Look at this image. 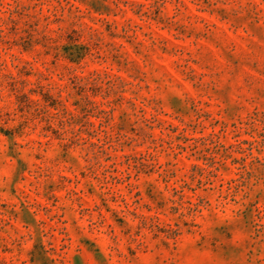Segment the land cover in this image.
I'll return each mask as SVG.
<instances>
[{
    "label": "rangeland",
    "instance_id": "1",
    "mask_svg": "<svg viewBox=\"0 0 264 264\" xmlns=\"http://www.w3.org/2000/svg\"><path fill=\"white\" fill-rule=\"evenodd\" d=\"M0 264H264V0H0Z\"/></svg>",
    "mask_w": 264,
    "mask_h": 264
}]
</instances>
